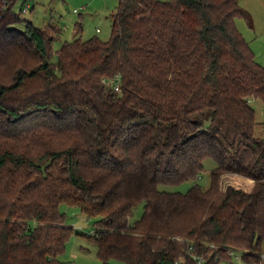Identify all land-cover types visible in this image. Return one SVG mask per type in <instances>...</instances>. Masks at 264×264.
<instances>
[{
  "label": "trees",
  "instance_id": "trees-1",
  "mask_svg": "<svg viewBox=\"0 0 264 264\" xmlns=\"http://www.w3.org/2000/svg\"><path fill=\"white\" fill-rule=\"evenodd\" d=\"M20 1L0 0V264H65L76 231L62 204L96 219L86 237L103 264H221L229 248L255 261L264 137L250 99L264 103V67L236 25L249 16L239 0H119L109 41L79 33L56 61L58 35L22 18ZM206 159L208 189L160 190ZM233 173L255 190L222 191Z\"/></svg>",
  "mask_w": 264,
  "mask_h": 264
},
{
  "label": "rangeland",
  "instance_id": "rangeland-1",
  "mask_svg": "<svg viewBox=\"0 0 264 264\" xmlns=\"http://www.w3.org/2000/svg\"><path fill=\"white\" fill-rule=\"evenodd\" d=\"M168 1V0H162ZM22 0L17 6L21 7ZM29 12H21V17L30 20L35 26L43 29L48 38L58 35L51 44L53 61L57 59V52L65 42H72L79 38L88 40L97 37L102 41H109L111 38V17L116 13L119 0H27ZM240 6L248 12V18H237L236 25L246 41L249 43L256 59L264 67V0H239ZM32 6L34 9L32 10ZM82 28L83 31L80 32ZM100 29L98 32L97 30ZM107 89H114L121 93V80L113 78L101 79ZM250 105L255 110L257 126L256 137H264V103L261 100L250 99ZM64 145L67 143H63ZM216 167L212 159L204 161V169L201 174L192 180H187L176 185H162L160 190L169 193L187 194L194 185L208 189L211 185V171ZM227 185L235 188L245 189L248 187L246 180L241 175H225L221 178L220 187ZM223 191V190H222ZM61 212L65 214V224L76 232L66 243L65 251L59 256V260L65 264H103L98 256L97 245L86 237L92 234L96 219H88L78 207H71L66 204L60 206ZM144 211V203L138 204L130 222L139 220ZM78 233V234H77ZM214 250L213 244L210 245ZM244 256L242 250L229 248L222 257L221 264H264V245L257 256L249 260L242 257V262L231 256L230 252ZM242 253V254H241ZM249 256L250 255L249 253ZM198 255L193 256L194 260ZM114 264H123L120 261H113Z\"/></svg>",
  "mask_w": 264,
  "mask_h": 264
},
{
  "label": "clouds",
  "instance_id": "clouds-1",
  "mask_svg": "<svg viewBox=\"0 0 264 264\" xmlns=\"http://www.w3.org/2000/svg\"><path fill=\"white\" fill-rule=\"evenodd\" d=\"M27 5H29V4H27ZM27 5H26V6H27ZM28 10H29V9H28ZM23 12H24V9H23ZM24 13H27V11L24 12ZM97 31H98V30H97ZM99 31H100V30H99ZM99 31H98V32H99ZM233 175H241V176H243L242 173H233ZM243 178H244V179L246 180V182H247V185H248L247 188H245V189H240V188H235V187L232 186V185H227V186H225L222 190L226 193V192L228 191L229 188H232V189L235 190V191H245L246 194H250L252 191L255 190V187H256V180H255L254 178H252V177H247V176H244Z\"/></svg>",
  "mask_w": 264,
  "mask_h": 264
},
{
  "label": "built area",
  "instance_id": "built-area-1",
  "mask_svg": "<svg viewBox=\"0 0 264 264\" xmlns=\"http://www.w3.org/2000/svg\"><path fill=\"white\" fill-rule=\"evenodd\" d=\"M28 9H29V5H27L24 8V12L28 11ZM98 31H99V29H98ZM230 254H231L232 257H234L237 260V262H242L243 261V259H242L243 256L237 254V252L232 250V252H230ZM205 259L206 258L204 256H198V257L195 258V261L197 262V264H205ZM234 264H236V263H234Z\"/></svg>",
  "mask_w": 264,
  "mask_h": 264
},
{
  "label": "crops",
  "instance_id": "crops-1",
  "mask_svg": "<svg viewBox=\"0 0 264 264\" xmlns=\"http://www.w3.org/2000/svg\"><path fill=\"white\" fill-rule=\"evenodd\" d=\"M31 8H32V10H33V9H34V6H32ZM29 9H30V8H29ZM27 12H29V10H28ZM99 30H100V29H99Z\"/></svg>",
  "mask_w": 264,
  "mask_h": 264
},
{
  "label": "water",
  "instance_id": "water-1",
  "mask_svg": "<svg viewBox=\"0 0 264 264\" xmlns=\"http://www.w3.org/2000/svg\"><path fill=\"white\" fill-rule=\"evenodd\" d=\"M24 3H25V0L22 1V5H24Z\"/></svg>",
  "mask_w": 264,
  "mask_h": 264
}]
</instances>
